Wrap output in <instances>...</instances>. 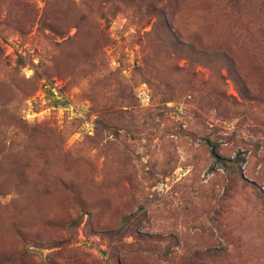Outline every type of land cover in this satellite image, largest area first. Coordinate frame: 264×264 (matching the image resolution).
I'll return each mask as SVG.
<instances>
[{
	"label": "rangeland",
	"instance_id": "obj_1",
	"mask_svg": "<svg viewBox=\"0 0 264 264\" xmlns=\"http://www.w3.org/2000/svg\"><path fill=\"white\" fill-rule=\"evenodd\" d=\"M0 264H264V0H0Z\"/></svg>",
	"mask_w": 264,
	"mask_h": 264
},
{
	"label": "built area",
	"instance_id": "obj_2",
	"mask_svg": "<svg viewBox=\"0 0 264 264\" xmlns=\"http://www.w3.org/2000/svg\"><path fill=\"white\" fill-rule=\"evenodd\" d=\"M3 46L7 52H13L18 49V43L13 38H6L3 42ZM65 82L59 77H53L51 79H42L40 82L36 96L43 102L46 100L56 103L57 109L60 114H66L68 118L76 116H85L83 109L87 108V103L76 104L71 97L64 90ZM136 97L142 104H149L151 102V94L149 89L145 85H140L136 88ZM87 110V109H86ZM39 112L35 111L36 116ZM92 123V120H86L85 124ZM161 187H166L165 182L160 183Z\"/></svg>",
	"mask_w": 264,
	"mask_h": 264
},
{
	"label": "trees",
	"instance_id": "obj_3",
	"mask_svg": "<svg viewBox=\"0 0 264 264\" xmlns=\"http://www.w3.org/2000/svg\"><path fill=\"white\" fill-rule=\"evenodd\" d=\"M151 100H152V96H151Z\"/></svg>",
	"mask_w": 264,
	"mask_h": 264
}]
</instances>
